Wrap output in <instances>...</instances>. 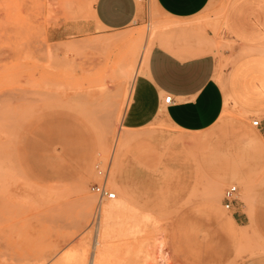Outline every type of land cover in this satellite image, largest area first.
Masks as SVG:
<instances>
[{
    "label": "rangeland",
    "instance_id": "374dc122",
    "mask_svg": "<svg viewBox=\"0 0 264 264\" xmlns=\"http://www.w3.org/2000/svg\"><path fill=\"white\" fill-rule=\"evenodd\" d=\"M94 2L0 0V264H89L97 203L89 187L94 166L108 161L110 191L135 211L133 233L114 234L97 264H258V236L222 206L227 188L247 193L264 180V144L251 125L258 116L227 102L202 133L153 122L130 132L141 138L114 166V141L125 133L117 116L141 52L162 43L169 22L153 0L136 1V23L93 32ZM115 36L122 41L104 42ZM215 38L221 72L236 44ZM114 62L123 68L115 77ZM83 196L92 197L87 216Z\"/></svg>",
    "mask_w": 264,
    "mask_h": 264
},
{
    "label": "crops",
    "instance_id": "0c3cea01",
    "mask_svg": "<svg viewBox=\"0 0 264 264\" xmlns=\"http://www.w3.org/2000/svg\"><path fill=\"white\" fill-rule=\"evenodd\" d=\"M153 2L169 23L162 44L150 49L133 82L122 127L134 131L163 120L176 130L202 133L218 121L229 102L243 114L258 116L255 128L264 144V0ZM92 10L93 32L123 30L141 17L135 0H95ZM215 35L236 44L225 54L236 59L223 72L212 49ZM167 96L169 105L163 103ZM251 208L249 216L246 210ZM231 216L250 227L264 248V180L247 193L238 188ZM258 264H264V257Z\"/></svg>",
    "mask_w": 264,
    "mask_h": 264
},
{
    "label": "bare ground",
    "instance_id": "6f19581e",
    "mask_svg": "<svg viewBox=\"0 0 264 264\" xmlns=\"http://www.w3.org/2000/svg\"><path fill=\"white\" fill-rule=\"evenodd\" d=\"M154 5H155V3H154ZM155 7H156V5H155ZM122 39L123 38H121L120 36H115L112 38L110 37L108 39H105L104 42L106 44H113V43H118V42L122 41ZM246 50H244V51L246 52ZM149 51L146 49L142 50L140 58H139L138 67H140L142 64L145 63L146 58L148 57ZM244 51H241V52L243 53ZM248 51H249L248 53H253L252 49H251V52L249 49H248ZM254 51H255V49H254ZM122 71H123V68H122L121 64L117 65L115 62L112 64L111 70H110L112 76H114V77L118 76V75H120V73H122ZM138 72H139V70H138ZM138 72L135 73V76L132 80V85H133V82H134ZM104 86H105V84H101V86L99 87L100 90H102V89L104 90L105 89ZM105 90H104V92H105ZM131 90H132V87H131ZM26 92H28V91H25V93ZM31 94H32V92H31ZM130 94H131V91H130ZM126 106H127V104H126ZM125 109H126V107H125ZM125 109H124V111H125ZM124 111L121 113H118V116H117V118L119 120L117 122L119 123L120 127L125 130V133L120 134L118 137H116V139L114 141V151H116L115 152L116 155L114 154L115 157H114V161H113L114 166L119 164L118 162H119V157H120V149L123 146H128L132 143L138 142L141 138V135H139V133L138 134L137 133L136 134L130 133L132 130H128V129H125L122 127L121 120L123 118ZM147 132H146V136H147ZM2 174H4L6 176V174L4 173V170L1 169V163H0V178H1L0 180L3 179V181H4L5 179H4V176L3 177L1 176ZM4 183H5V181H4ZM4 183L3 184L1 183L0 186L4 185ZM110 185L113 189H115V182H114L113 176L110 177ZM117 193L119 195V197L117 199L101 205V208L99 210V216L95 220V227L93 229L94 230V245L92 248L93 251L90 255L89 264H97L98 263L100 255L103 253V251L105 249H107L109 247L108 243L112 242V239L114 238V234L124 233L126 231H128L129 233H133V227L131 225L130 226L128 225V219L130 218V216L132 215V212L134 210L132 211L130 209L128 200L126 198H122L118 191H117ZM81 200H82V204H81L82 213L81 214H83L84 216H87L89 214V211H90L91 206H92V197L91 196H83ZM218 202H220V201H218ZM248 208H249V206H248ZM138 213H137V215H138V217H140V222H142L143 220H146L147 219L146 215L149 214L148 213L145 215L144 212L143 213L140 212L139 214ZM248 214H250V213L248 212ZM150 219H151V217H150ZM130 224H131V222H130ZM143 227H144V225H143ZM243 236H244V234H243ZM115 237H116V235H115Z\"/></svg>",
    "mask_w": 264,
    "mask_h": 264
},
{
    "label": "built area",
    "instance_id": "2783aa9c",
    "mask_svg": "<svg viewBox=\"0 0 264 264\" xmlns=\"http://www.w3.org/2000/svg\"><path fill=\"white\" fill-rule=\"evenodd\" d=\"M140 3H143L146 0H136ZM171 96H167L163 99V103L165 105H169L171 103ZM251 125L253 127L258 126V120H253ZM109 171H110V161L106 164L98 163L94 166V174H95V182H93L89 190L91 194H93L96 199V207L93 212L92 222H95L97 217L99 216V210L101 205L105 202L113 201L116 198V194L111 192L108 186V178H109ZM237 191L238 187L233 185L227 188L222 195V206L230 211L237 201Z\"/></svg>",
    "mask_w": 264,
    "mask_h": 264
}]
</instances>
